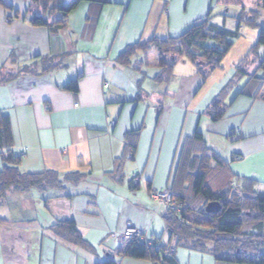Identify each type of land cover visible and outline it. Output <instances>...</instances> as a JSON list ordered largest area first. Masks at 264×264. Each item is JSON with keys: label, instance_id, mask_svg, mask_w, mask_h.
<instances>
[{"label": "crops", "instance_id": "1", "mask_svg": "<svg viewBox=\"0 0 264 264\" xmlns=\"http://www.w3.org/2000/svg\"><path fill=\"white\" fill-rule=\"evenodd\" d=\"M0 1V78L19 72L0 83V110L9 115L19 169L82 175L62 188L9 194L5 205L16 207L17 215L0 220V264H96L108 257L116 264H153L120 253L127 245L118 234L135 226L169 240L164 208L149 198L148 189L171 185L180 147L196 130L206 148L233 174L252 179L255 192L264 196V85L251 79L262 58L259 48L252 49L257 29L241 26L206 79L181 60L171 79L152 90L148 80L160 71L157 47L136 51L126 64L116 60L133 43L178 37L205 18L218 25L224 20L232 29L236 21L223 14L238 16L241 9L257 10L255 23L264 26V8L243 1L227 9L221 0L82 1L65 26L51 32L29 22L28 0ZM7 9L15 13L8 23ZM236 68H243L242 75ZM73 79L76 93L61 89ZM223 90L225 113L213 121L207 111ZM127 143L135 144L133 152ZM62 221H72L85 243L51 234ZM175 259L235 264L185 247L175 251Z\"/></svg>", "mask_w": 264, "mask_h": 264}, {"label": "trees", "instance_id": "2", "mask_svg": "<svg viewBox=\"0 0 264 264\" xmlns=\"http://www.w3.org/2000/svg\"><path fill=\"white\" fill-rule=\"evenodd\" d=\"M82 1L94 0H28L26 14L32 25L57 32L65 26L70 11ZM221 2L228 9L229 5L241 4L243 0ZM257 7L264 8V0L258 1ZM248 12L253 13L252 16L243 9L238 16L223 14V18L229 17L236 21L232 29L225 26L224 20L223 24L218 25L205 18L190 25L178 37L133 43L116 60L120 64H126L136 51L146 52L151 46H155L159 53L157 66L160 70L154 77L157 83H167L174 66L186 59L206 79L221 65L234 40L238 38L241 26L258 30L257 42L252 48L254 51L264 46V26L255 23L257 10ZM50 65L43 67V71L50 69ZM236 73L242 75L243 68H236ZM17 74L1 77L0 83L16 79ZM251 79L264 85V57L260 58ZM61 89L76 93L77 79L68 81ZM224 91L219 93L208 108L207 113L213 121L221 119L225 113ZM13 142L9 115L0 110V205L5 204L9 194L24 193L31 189L42 191L47 188H62L63 184L76 182L82 176L80 173L61 175L48 169L39 173H24L19 169L21 155H15ZM127 145L133 152L135 144ZM172 179L168 188L179 193L186 208L180 213L164 208L170 241L174 240L176 246L186 249L207 252L218 261L264 264V196L255 192L252 179L233 174L225 162L206 148L199 131L196 130L184 139ZM209 202H218L220 209L215 213H208L205 206ZM51 228L67 242L85 243L72 221L57 222ZM121 245H127L124 250H120L126 256L148 258L153 264H176V247L171 245L162 244L155 250L153 246L136 239L127 240ZM166 247L172 248L174 252L164 255ZM96 264H116V261L108 257Z\"/></svg>", "mask_w": 264, "mask_h": 264}, {"label": "built area", "instance_id": "3", "mask_svg": "<svg viewBox=\"0 0 264 264\" xmlns=\"http://www.w3.org/2000/svg\"><path fill=\"white\" fill-rule=\"evenodd\" d=\"M108 125L113 127L115 125V121H108ZM148 196L159 206L169 210H175L178 213L183 212L186 208L180 200L179 193L168 187L164 189L151 188L148 190ZM118 238L121 243L133 239L143 241L146 245L153 246L155 250H158L162 245L156 237L148 236L144 229L135 226H127L123 228L118 234ZM173 252L174 250L170 247H166L163 250L164 255H170Z\"/></svg>", "mask_w": 264, "mask_h": 264}, {"label": "rangeland", "instance_id": "4", "mask_svg": "<svg viewBox=\"0 0 264 264\" xmlns=\"http://www.w3.org/2000/svg\"><path fill=\"white\" fill-rule=\"evenodd\" d=\"M243 1H245V2H249V4H251V5H254L255 7H257V5H258V1H260V0H243ZM249 12H247V14H248ZM251 16H252V14L253 13H249ZM5 17H7V23L8 22H11V21H13L14 20V18H15V13H12L10 10L8 11V9L6 10V12H5ZM231 23H232V21H231ZM13 54L18 58V60H21L20 59V57H19V55H20V50H17L16 48H14L13 50ZM259 51H260V53H259V55H260V57H264V48L263 47H259ZM185 62H187V63H189L188 62V60L186 59V61ZM185 69H187V67L185 68ZM157 75V74H156ZM172 75H174V73H172ZM176 76H178L177 74H176ZM172 77V76H171ZM171 77H170V79H171ZM148 83H150V85H153V88H152V90H154V88H156L158 85H160L159 83H157L156 82V80L154 79V80H148ZM18 86L19 87H23V82H18ZM236 86V85H235ZM264 88V87H263ZM174 92L176 93V95H177V97H180L181 98V94H180V91H179V88L177 87V88H175L174 89ZM204 94V92H201L199 95H200V97L202 96ZM195 96H197V95H195ZM199 97V98H200ZM198 98V99H199ZM1 166H2V162H1V158H0V168H1ZM19 194H22V193H19ZM23 195V194H22ZM23 197V196H22ZM8 205H0V220H2V219H5L7 216H10V215H13V216H16L17 215V211H16V207H7ZM34 214H36V213H34ZM38 215V214H37ZM4 226H2V227H0V229H4L3 228ZM18 230H20V232H23V230L25 231V229H23V228H21V229H18ZM12 231H17V226H15L14 228H12ZM51 231V234H53V235H55V237H57L58 239H60L61 241L63 240V241H65V242H67V240H65V239H63V238H61L60 236H58V235H56L52 230H50ZM14 238L13 237H8V241L9 242H14V240H13ZM160 241H162V242H164V243H169V240H168V235L167 234H164L163 235V237L161 236V240ZM9 245H11V244H9ZM170 245L171 246H173V247H176V249L175 250H179V249H181V247L180 246H176V244H175V241L174 240H171L170 241ZM7 264H16V263H14V262H8ZM21 264H23V263H21ZM27 264H29L28 262H27Z\"/></svg>", "mask_w": 264, "mask_h": 264}, {"label": "water", "instance_id": "5", "mask_svg": "<svg viewBox=\"0 0 264 264\" xmlns=\"http://www.w3.org/2000/svg\"><path fill=\"white\" fill-rule=\"evenodd\" d=\"M220 209V204L218 202H209L205 206V210L208 213H215Z\"/></svg>", "mask_w": 264, "mask_h": 264}]
</instances>
